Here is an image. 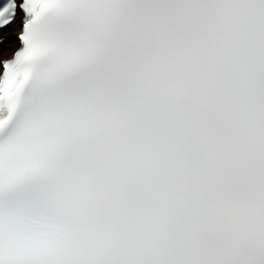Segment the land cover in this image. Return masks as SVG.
Instances as JSON below:
<instances>
[{"label": "snow or ice", "instance_id": "6c2138e0", "mask_svg": "<svg viewBox=\"0 0 264 264\" xmlns=\"http://www.w3.org/2000/svg\"><path fill=\"white\" fill-rule=\"evenodd\" d=\"M0 264H264V0H0Z\"/></svg>", "mask_w": 264, "mask_h": 264}]
</instances>
